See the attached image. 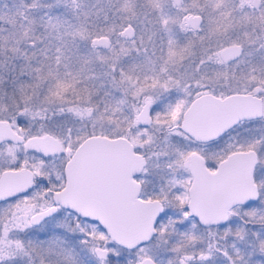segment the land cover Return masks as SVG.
I'll return each instance as SVG.
<instances>
[{
    "label": "snow or ice",
    "instance_id": "obj_1",
    "mask_svg": "<svg viewBox=\"0 0 264 264\" xmlns=\"http://www.w3.org/2000/svg\"><path fill=\"white\" fill-rule=\"evenodd\" d=\"M0 264H264V0H0Z\"/></svg>",
    "mask_w": 264,
    "mask_h": 264
}]
</instances>
